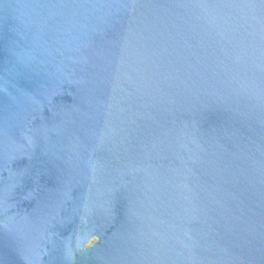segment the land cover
<instances>
[{
    "label": "water",
    "instance_id": "obj_1",
    "mask_svg": "<svg viewBox=\"0 0 264 264\" xmlns=\"http://www.w3.org/2000/svg\"><path fill=\"white\" fill-rule=\"evenodd\" d=\"M0 264H264V0H0Z\"/></svg>",
    "mask_w": 264,
    "mask_h": 264
}]
</instances>
